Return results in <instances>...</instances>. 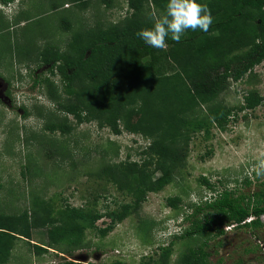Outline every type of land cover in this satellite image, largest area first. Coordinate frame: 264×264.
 I'll return each mask as SVG.
<instances>
[{
  "label": "trees",
  "instance_id": "obj_1",
  "mask_svg": "<svg viewBox=\"0 0 264 264\" xmlns=\"http://www.w3.org/2000/svg\"><path fill=\"white\" fill-rule=\"evenodd\" d=\"M12 1L0 0L2 4ZM68 1L74 15L73 7L83 8L89 0ZM102 1L111 5V0ZM201 2L209 6L214 18L209 30H188L179 43L169 38L164 49L146 45L136 33L150 27L163 13L166 0H127L131 12L121 21L72 26L75 30L70 32L65 50L48 45L38 54L40 63L58 75L61 87L49 77H36L33 83H45L58 111L72 115L76 125L95 120L114 134L126 129L149 143L139 160L108 162L101 168L106 181L130 197L113 209L99 212L69 204L56 208L50 200L32 199L30 208L0 212V264L10 259L18 239L27 241L38 255L54 249L71 256L81 246L85 230L106 236L115 223L137 212L147 193L160 191L177 179L194 133L207 132L211 126L225 129L232 110L220 101V95L231 80L250 77L264 59V0ZM58 7V3L52 4V9ZM66 28L71 29L69 23ZM243 99L240 109H252L263 100L252 90ZM133 116H137L136 127H132ZM66 120L65 116L48 122L45 128L68 133L72 124ZM259 174L254 171L252 178L243 179L246 191L224 187L212 197L191 203L182 218L188 224L160 247L150 264H168L174 239L193 237L201 243L180 253L176 264H215L211 239L221 244L220 237L229 230L255 233L264 226V179ZM202 183L216 189L207 178H202ZM180 202L179 196L166 198L171 208H178ZM101 217L109 221L98 227L96 221ZM40 227L47 231L48 244L30 241L31 229ZM62 264L88 263L66 260ZM110 264L127 263L118 260Z\"/></svg>",
  "mask_w": 264,
  "mask_h": 264
},
{
  "label": "rangeland",
  "instance_id": "obj_2",
  "mask_svg": "<svg viewBox=\"0 0 264 264\" xmlns=\"http://www.w3.org/2000/svg\"><path fill=\"white\" fill-rule=\"evenodd\" d=\"M54 1L0 2V212L30 208L32 199L50 200L56 208L69 204L99 212L113 209L130 197L106 181L101 168L108 162L139 160L149 143L126 129L114 134L95 120L76 125L72 115L58 111L45 83H33L36 77H49L61 87L58 75L40 63L38 54L48 45L65 50L75 30L72 26L115 23L131 12L127 0H111L110 6L89 0L83 8L73 7L76 14L72 15L68 0L55 1L59 7L52 9ZM249 90L263 100L252 109H240ZM219 99L232 110L225 129L211 126L207 132L194 133L177 179L160 191L147 193L136 213L115 223L106 236L85 230L81 246L71 256L54 249L38 255L27 241L18 239L4 264H62L78 259L88 264L118 260L150 264L160 247L188 224L182 218L191 203L212 197L224 187L246 191L242 181L252 178L254 171L264 179V169L259 168L264 162V59L250 77L231 80ZM65 116L72 124L68 133L45 128L46 123ZM136 125L137 116H133L132 127ZM202 178L216 189L207 188ZM170 196L180 197L178 208L167 205ZM261 219L264 222V215ZM108 221L101 217L96 224L102 227ZM254 231L229 230L220 237L221 244L211 239V260L215 264H264V226ZM30 241L48 244L46 229L32 228ZM199 243L197 237L174 239L168 264H176L180 253Z\"/></svg>",
  "mask_w": 264,
  "mask_h": 264
},
{
  "label": "clouds",
  "instance_id": "obj_3",
  "mask_svg": "<svg viewBox=\"0 0 264 264\" xmlns=\"http://www.w3.org/2000/svg\"><path fill=\"white\" fill-rule=\"evenodd\" d=\"M213 19L211 9L201 0H166L163 13L150 27L139 30L136 35L146 45L164 49L167 39L179 43L188 30L207 32ZM259 168L264 169V162Z\"/></svg>",
  "mask_w": 264,
  "mask_h": 264
},
{
  "label": "built area",
  "instance_id": "obj_4",
  "mask_svg": "<svg viewBox=\"0 0 264 264\" xmlns=\"http://www.w3.org/2000/svg\"><path fill=\"white\" fill-rule=\"evenodd\" d=\"M251 218H252V217L247 218L246 221H249ZM232 226H233V224H232V225H227L225 228H226V229H229V228H231Z\"/></svg>",
  "mask_w": 264,
  "mask_h": 264
},
{
  "label": "water",
  "instance_id": "obj_5",
  "mask_svg": "<svg viewBox=\"0 0 264 264\" xmlns=\"http://www.w3.org/2000/svg\"><path fill=\"white\" fill-rule=\"evenodd\" d=\"M76 261H83V260L78 259V260H76Z\"/></svg>",
  "mask_w": 264,
  "mask_h": 264
}]
</instances>
